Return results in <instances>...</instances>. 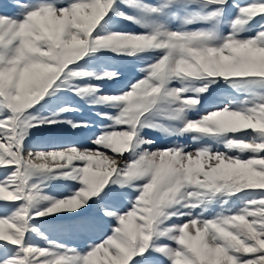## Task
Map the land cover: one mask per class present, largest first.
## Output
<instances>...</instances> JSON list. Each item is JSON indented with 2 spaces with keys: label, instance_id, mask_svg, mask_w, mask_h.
<instances>
[{
  "label": "snow or ice",
  "instance_id": "obj_1",
  "mask_svg": "<svg viewBox=\"0 0 264 264\" xmlns=\"http://www.w3.org/2000/svg\"><path fill=\"white\" fill-rule=\"evenodd\" d=\"M0 264H264V0H0Z\"/></svg>",
  "mask_w": 264,
  "mask_h": 264
},
{
  "label": "rangeland",
  "instance_id": "obj_2",
  "mask_svg": "<svg viewBox=\"0 0 264 264\" xmlns=\"http://www.w3.org/2000/svg\"><path fill=\"white\" fill-rule=\"evenodd\" d=\"M131 28L134 29L135 26H131ZM114 64L123 73L122 80L118 84L105 85L106 91L118 90L120 87H123L129 80H132L133 78H139V76L141 75V73H139L138 71V68L141 67L142 65L136 63L121 62L119 60L114 61ZM72 101L73 104L80 107L82 111L75 114H69L68 118H72L75 120H88L93 124L100 123L99 118L93 114L95 109L90 108L87 105H84L82 101H79L76 98H72ZM95 132H96L95 128L85 132H74L73 130L65 126L63 129H60L57 132H52V131L39 132L37 133V139L43 140L51 136H59L63 140L76 141L84 147H91L92 145L90 142V137H92L93 133ZM149 135L152 136V138L157 139L158 146L160 147H167L171 143L170 140H167L164 137L159 136V134L149 133ZM181 142L187 144L192 143L190 138H185L181 140ZM65 191H66V187L63 182H58L54 184L52 189H50V192L54 195H62Z\"/></svg>",
  "mask_w": 264,
  "mask_h": 264
}]
</instances>
